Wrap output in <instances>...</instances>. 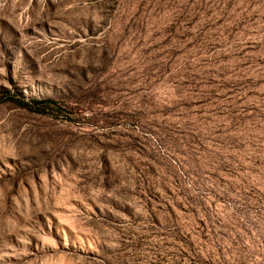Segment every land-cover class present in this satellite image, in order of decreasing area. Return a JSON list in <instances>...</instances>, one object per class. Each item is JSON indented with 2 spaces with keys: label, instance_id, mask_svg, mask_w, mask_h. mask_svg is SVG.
<instances>
[{
  "label": "rangeland",
  "instance_id": "obj_1",
  "mask_svg": "<svg viewBox=\"0 0 264 264\" xmlns=\"http://www.w3.org/2000/svg\"><path fill=\"white\" fill-rule=\"evenodd\" d=\"M0 264H264V0H0Z\"/></svg>",
  "mask_w": 264,
  "mask_h": 264
},
{
  "label": "trees",
  "instance_id": "obj_2",
  "mask_svg": "<svg viewBox=\"0 0 264 264\" xmlns=\"http://www.w3.org/2000/svg\"><path fill=\"white\" fill-rule=\"evenodd\" d=\"M41 102L50 103V102H52V100L45 99V100H43Z\"/></svg>",
  "mask_w": 264,
  "mask_h": 264
}]
</instances>
